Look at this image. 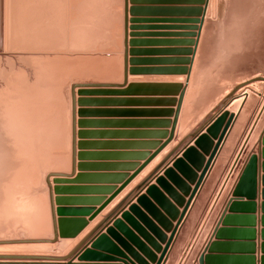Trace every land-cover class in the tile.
I'll use <instances>...</instances> for the list:
<instances>
[{"label":"crops","instance_id":"0c3cea01","mask_svg":"<svg viewBox=\"0 0 264 264\" xmlns=\"http://www.w3.org/2000/svg\"><path fill=\"white\" fill-rule=\"evenodd\" d=\"M209 3L210 0L205 7L204 24ZM135 4L131 2L129 8ZM138 4L142 9H156L157 20L166 15L181 19L179 10L194 7L195 0H141ZM64 7L69 12L72 1L67 0ZM168 9H173L171 15L164 11ZM121 18L124 31V14ZM204 24L189 57L193 61L189 80L187 75L129 73L124 88L85 89L91 93L76 96V171L72 177L62 178L60 184H54V179L51 182L53 190H66L59 196L54 194L55 199L73 200L61 208L56 206L65 211L62 219L87 222L74 239L76 244L108 219L107 225L84 247L91 249L96 244L95 254L102 261L88 264H156L173 234L162 264H200L202 257V264H264V186L260 181L264 176V160L260 158L264 95L241 90L234 101L221 105L230 89L226 78L215 72L214 51L207 48L202 36ZM112 32L114 36L106 38L111 43L105 52L90 55L98 60L94 62L95 78L78 84L123 83L124 66L118 63V55L124 53V32L122 36H117V29ZM142 37L129 40H149ZM163 37L157 36V42H164ZM141 48L156 50L158 60L165 58L163 43L155 48ZM132 49L135 46H130ZM164 87H170L172 92ZM183 90L174 136L165 145ZM226 113L235 118L191 199L221 132L209 130ZM70 130V157L56 171L66 176L72 174V123ZM254 156L258 158L255 196L235 197ZM120 188V193L89 221ZM105 256L110 260L106 261Z\"/></svg>","mask_w":264,"mask_h":264},{"label":"rangeland","instance_id":"374dc122","mask_svg":"<svg viewBox=\"0 0 264 264\" xmlns=\"http://www.w3.org/2000/svg\"><path fill=\"white\" fill-rule=\"evenodd\" d=\"M71 1L68 12L67 0H0V241L52 236L46 177L71 154V88L95 78L98 60L92 56L105 52L111 31L124 32L122 0ZM208 1L180 9L181 19L157 20L156 9L132 0L130 36L149 39L132 41L134 74L185 76ZM202 36L214 51L215 72L230 89L221 105L241 90L264 95V0H210ZM162 43L164 60L141 48ZM57 201L61 208L73 200ZM74 239L4 245L0 255L63 257L79 244Z\"/></svg>","mask_w":264,"mask_h":264},{"label":"water","instance_id":"95a60500","mask_svg":"<svg viewBox=\"0 0 264 264\" xmlns=\"http://www.w3.org/2000/svg\"><path fill=\"white\" fill-rule=\"evenodd\" d=\"M132 2V0H124V56H123V66H124V80L121 85H106V84H75L71 88V118H72V174L71 176H66L60 173H51L46 177V185L48 187L49 192V203H50V212H51V221H52V230L53 234L48 239H39V240H30V239H20V240H8V241H0V246L4 245H21V244H30V245H39V244H49L54 245L57 244L60 239H74L76 238L79 233L86 227L87 222H80V221H71V220H65L62 218H59L61 216H64L65 211L56 209V206L58 205V199L54 198V194H60L62 191L61 189H54L52 187L51 179L53 180L54 184H59L56 181H62V178H68L72 177L75 174L76 171V138H77V106L79 102L76 99V96L85 95L88 92L85 89H119L124 88L128 85V76L129 73H136L135 70L129 69V66L133 65L132 60L129 59V57L132 55V50H130V46L133 45V43L129 40L130 36V24L131 20L129 16L132 15V9L129 8V4ZM206 10V8H205ZM205 13V11H204ZM204 23V18H202L200 22V27L198 29V36H200V32L202 30V26ZM197 36V37H198ZM192 59L189 60V68L186 70L185 74L188 77H190V66L192 65ZM236 91H234L235 93ZM185 91L183 90L179 96V102L177 106V111L175 114L173 126H172V132L170 135L169 140L165 145L170 143L174 136V129L178 120V115L180 111L181 102L184 98ZM234 93L232 95H234ZM226 103V102H225ZM223 104V103H222ZM226 105V104H225ZM224 105V106H225ZM223 106V108H224ZM235 116L234 114L228 115L227 113L222 115L221 118L216 120V122L213 124L210 132H216L221 131L220 135L218 137L217 143L215 147L213 148V151L210 155V158L200 176V179L198 181V184L196 185L191 199L193 195L198 190L201 182L203 181L205 175L207 174L210 166L212 165V162L223 143L226 134L228 130L230 129L232 122L234 120ZM223 122H226L224 126L221 125ZM222 127V130H221ZM262 146V149L260 151V158L264 160V135L260 139ZM258 164V158L252 157L245 169L244 175L242 177V180L240 184L237 186L236 191L234 192L235 197H242L246 199H252L255 196V183H256V168ZM261 168L264 172V162L261 164ZM260 181L262 182V185L264 186V176L260 178ZM123 188H120L110 199H108L106 202H104L98 210L94 212L93 215L90 216L89 221H92L111 201ZM262 197L264 199V189L261 192ZM242 201V200H241ZM189 203L187 204L183 215L180 218V221L182 220ZM250 206H253L252 204H249ZM254 206L252 207V209ZM108 219H105L102 223H100L85 239H83L68 255L63 257H51V256H15V255H0V264H88V263H94L97 261H102L99 256V254H95L94 251L97 247L96 244H92L91 249L84 248L87 243L92 239L94 234L99 231L100 229L104 228L107 225ZM264 223V218H263ZM108 235H112L111 230H107ZM100 236V235H99ZM98 236V237H99ZM97 237V238H98ZM174 237V234L170 238V242L167 244L165 250L162 252V255L160 259L157 261L156 264H162L166 253L168 251L169 245ZM96 238V239H97ZM84 248V249H83ZM106 261L110 260L109 257H104ZM78 259L79 263H76V260ZM203 257L200 258L199 263L202 264Z\"/></svg>","mask_w":264,"mask_h":264}]
</instances>
